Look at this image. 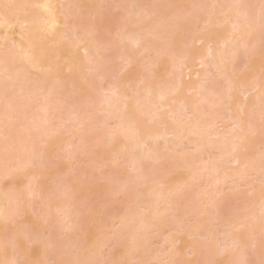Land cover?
<instances>
[{
    "label": "rangeland",
    "instance_id": "rangeland-1",
    "mask_svg": "<svg viewBox=\"0 0 264 264\" xmlns=\"http://www.w3.org/2000/svg\"><path fill=\"white\" fill-rule=\"evenodd\" d=\"M15 1L0 264H264V0Z\"/></svg>",
    "mask_w": 264,
    "mask_h": 264
},
{
    "label": "bare ground",
    "instance_id": "bare-ground-1",
    "mask_svg": "<svg viewBox=\"0 0 264 264\" xmlns=\"http://www.w3.org/2000/svg\"><path fill=\"white\" fill-rule=\"evenodd\" d=\"M14 1L15 0H9V2H10V4H13L14 3ZM66 1V0H65ZM238 1H240V0H238ZM16 2V1H15ZM19 5V4H18ZM23 6V5H22ZM22 7H16V9H13V10H1L0 9V26L1 27H3L4 29V31L5 30H7V31H5V32H2L1 34H3V36H2V38H4V39H6V40H8L9 41V43H11V46L15 43H13L11 40H9V38L10 37H12V33H8V31H9V29H11V26H8V25H10V24H12L15 20V18H16V16H17V14L19 13V10L21 9ZM33 9H35V8H32V9H30V11H28V14L30 15V16H32V18L30 19V22H35V19H34V17H35V14H36V11L35 10H33ZM29 10V9H28ZM41 11V10H40ZM39 11V12H40ZM39 12H37V13H39ZM245 11H243L242 12V14L244 13ZM41 13V12H40ZM246 13V12H245ZM43 14V13H42ZM37 15L39 16L40 14H36V17H37ZM245 17L247 16V14L246 15H244ZM260 17H262V14L261 15H259ZM259 17V18H260ZM14 20V21H13ZM30 22H29V24H30ZM237 25V24H236ZM239 25V24H238ZM238 25H237V27H238ZM236 27V28H237ZM77 27H75V29H76ZM80 28H82V26L80 27ZM83 30L85 29V28H82ZM238 29V28H237ZM93 30L90 28H86L85 29V31H83V35H84V39H83V50H84V52H85V54H86V58H87V60L90 62V64L91 65H93V68H95V65L97 66V64H99L98 63V60L100 59H102V53L100 52V51H98L97 50V47H96V40H97V38H96V36H95V32L93 33L92 32ZM7 32V33H6ZM11 32V31H10ZM126 33H124L123 32V34H120V35H125ZM127 35V34H126ZM120 38H121V36H119ZM123 37V36H122ZM125 37V36H124ZM124 37H123V40H124ZM11 39H13V38H11ZM122 39V38H121ZM121 39H120V41H121ZM129 39V38H128ZM141 40H143L142 42H144V39H142L141 37H140V39L138 38V36L134 39L133 38V41L135 42V43H137L136 45H140V41ZM11 41V42H10ZM14 41V40H13ZM132 41V42H133ZM18 42H19V40H18ZM125 42H127V40L125 41L124 40V43ZM8 43V44H9ZM16 44H17V42H16ZM123 44V43H122ZM126 44V43H125ZM124 44V45H125ZM143 43H141V45H142ZM10 46V47H11ZM144 46V45H143ZM144 48H146V47H144ZM95 51V54H96V60H92V56H93V52ZM107 51V50H106ZM105 51V52H106ZM26 53H27V51H26ZM25 53V54H26ZM29 53V54H28ZM28 53L26 54V58L28 59V62H33L34 61V58H31L32 56H31V54H30V52L28 51ZM127 52H125V54H126ZM105 55V54H104ZM14 58V60L15 59H17V58H15V57H13ZM13 58H6V59H4V60H7L6 61V64H8L10 61H12V60H10L9 61V59H13ZM20 58V57H19ZM120 58L127 64V65H129V68H132L133 66H132V63H131V61L133 62V60H132V58L131 57H129V55H127L126 54V56H124V53H123V55L121 54L120 55ZM2 58H0V62L2 61L1 60ZM205 62H206V60H205ZM3 63H5V62H3ZM204 63V59L203 60H200V64H201V66H202V64ZM1 65V64H0ZM203 65H206V64H203ZM5 66H7V65H5ZM8 67V68H7ZM6 67V69H4V70H6V71H4V73H8L10 70H9V65ZM98 67V66H97ZM96 67V68H97ZM128 67V66H127ZM5 68V67H4ZM124 71H126V70H124ZM128 72V71H127ZM17 75H19L20 73L19 72H17L16 73ZM127 75V74H126ZM140 81H143V79H141ZM142 83V82H141ZM231 84V83H230ZM231 85H233V84H231ZM255 85V84H254ZM253 85V87H255ZM256 85H258V83L256 84ZM252 87V90L254 89V91H256L255 89L258 87V86H256V88H253ZM259 87H261L260 86V84H259ZM258 87V88H259ZM151 88V87H150ZM150 88H149V90H150ZM153 88L154 87H152V91H153ZM191 88H189V90H190ZM188 90V89H187ZM151 90L149 91V93L151 94V92H152ZM248 91V90H247ZM50 92H51V90H49V93L48 94H50ZM251 93H253V92H251ZM250 93V94H251ZM159 95H162L161 93H158ZM244 94H245V96H247V94L244 92ZM163 95H165V93H163ZM49 96H51V95H48V96H45V97H48L49 98ZM244 96V97H245ZM44 97V98H45ZM159 97H161V100H165V97L164 96H159ZM166 97H168L167 95H166ZM45 99H47V98H45ZM114 100H116V99H114ZM118 101V100H117ZM246 104V103H245ZM127 105V104H126ZM123 106H125V105H123ZM187 106H188V104H187ZM126 107V106H125ZM122 109H124L125 110V108L123 107ZM127 110V109H126ZM120 112H122L121 110H120ZM125 113H127V112H125ZM128 114V113H127ZM130 114V113H129ZM11 119L12 118H15V116L13 115V116H11L10 117ZM86 119H89V117L87 118L86 117ZM84 120L85 122H87L88 120ZM231 122L232 121H235V120H230ZM88 123V122H87ZM235 123V122H234ZM239 123V122H238ZM236 124V123H235ZM233 125V124H232ZM236 127H237V125H235ZM241 126H243V125H241ZM134 128H136V127H134ZM192 128V127H191ZM190 128V129H191ZM133 129V128H132ZM138 129V128H137ZM193 130H194V128H192ZM198 129V128H197ZM136 130V129H135ZM242 130H243V128H242ZM191 131V130H190ZM194 131H196V129L194 130ZM239 131H241V129L239 128ZM197 132V131H196ZM195 132V133H196ZM132 133V132H131ZM133 134H137V135H139L138 133H133ZM137 135H133L134 137H135V139H136V136ZM125 136H128L127 134L125 135ZM131 137V136H130ZM139 138V137H138ZM137 138V139H138ZM141 138V137H140ZM254 138V137H253ZM235 158H237V157H235ZM239 158V159H238ZM236 160L238 161V162H240V157H238ZM242 158V157H241ZM235 160V161H236ZM241 163H242V161H241ZM235 164H237V162L235 163ZM239 165H240V163H238ZM242 166V165H241ZM1 183H0V190L2 189L1 188ZM2 191H4V190H2ZM1 191V192H2ZM5 192V191H4ZM1 194V193H0ZM3 194H5V193H2L1 195H3ZM7 194V193H6ZM34 194V193H33ZM31 195H32V193H31ZM2 197V196H1ZM10 195H6V197H4V199H3V197L1 198V200H2V202H5V203H2V206H1V211L6 207V203L8 202V203H10L7 199H5V198H8L9 200H10ZM17 204V203H16ZM4 205V206H3ZM14 206H15V204H14ZM16 207H17V205L15 206V208L13 207V209H11V211L13 212V211H16L17 209H16ZM6 209V208H5ZM16 209V210H15ZM169 209H171V208H169ZM171 211V210H170ZM169 211V212H170ZM216 211V210H215ZM172 212V211H171ZM216 212H218V211H216ZM215 212V213H216ZM4 213V212H3ZM14 213V212H13ZM70 213V212H69ZM67 214V213H66ZM70 214H72V213H70ZM70 214H67L66 215V221H67V223H68V226L70 225V223L72 222L71 220L72 219H74V217H72L71 218V216H70ZM68 216H70V217H68ZM8 217L9 216H4V218H7L8 219ZM10 219V218H9ZM71 225H72V223H71ZM246 225H248V224H246ZM249 226H251V224L249 225ZM248 226V227H249ZM67 229H69V228H67ZM244 229V228H243ZM249 229V228H248ZM69 230H71V228L69 229ZM245 230H246V228H245ZM136 246H137V244H136ZM135 247V246H134ZM134 250H137V249H134ZM191 251H192V249H191ZM227 251V250H226ZM225 250L223 251V253L224 252H226ZM222 253V254H223Z\"/></svg>",
    "mask_w": 264,
    "mask_h": 264
},
{
    "label": "snow or ice",
    "instance_id": "snow-or-ice-1",
    "mask_svg": "<svg viewBox=\"0 0 264 264\" xmlns=\"http://www.w3.org/2000/svg\"><path fill=\"white\" fill-rule=\"evenodd\" d=\"M14 264H30L29 261L24 260V261H16ZM61 264H69V262H61ZM97 264H112L111 261H103V262H97ZM124 264H130V262H124Z\"/></svg>",
    "mask_w": 264,
    "mask_h": 264
}]
</instances>
